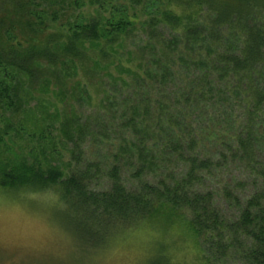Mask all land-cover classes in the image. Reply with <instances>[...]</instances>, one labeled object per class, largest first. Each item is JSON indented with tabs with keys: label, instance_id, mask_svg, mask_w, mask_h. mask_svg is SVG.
I'll return each mask as SVG.
<instances>
[{
	"label": "trees",
	"instance_id": "trees-1",
	"mask_svg": "<svg viewBox=\"0 0 264 264\" xmlns=\"http://www.w3.org/2000/svg\"><path fill=\"white\" fill-rule=\"evenodd\" d=\"M38 1L0 4L27 18L24 33L36 34L20 42L14 25L1 33L0 18V113L18 109L20 75L32 82L51 69L67 74L82 66L89 74L114 66L121 76L110 75L126 91L120 96L109 82L104 99L122 98L102 101L87 117L71 106L57 110L56 122L26 132L35 144L24 153L11 145L21 130L2 122L0 193L54 191L86 247L181 223L206 264H264V0H151L142 43L128 52L125 68L112 57L136 30L123 13L105 23L96 8L86 23L49 31ZM91 136L118 147L101 188L92 185L100 163L84 158ZM58 146L67 147L68 160ZM130 158L139 180L146 170L166 176L130 188L118 164ZM151 264L171 263L162 253Z\"/></svg>",
	"mask_w": 264,
	"mask_h": 264
},
{
	"label": "rangeland",
	"instance_id": "rangeland-1",
	"mask_svg": "<svg viewBox=\"0 0 264 264\" xmlns=\"http://www.w3.org/2000/svg\"><path fill=\"white\" fill-rule=\"evenodd\" d=\"M102 1L109 2V5L100 7L94 0H39L36 4H40L39 10L45 12L44 18L49 31H60L68 29L72 24L86 23L93 16L96 17V8H102L101 14L105 23L110 19H119L118 13H123L135 23L136 30L130 33L124 47L119 49V54L112 57L125 68L132 65L129 63L128 52L142 43L141 30L147 20L145 5L151 0H139L140 4L136 5L132 0ZM0 8V18L5 19L1 24V33L14 25L10 33L18 37L20 42L34 37V32L22 31L26 17L19 21L15 8L8 5ZM136 56L138 55L135 53L133 59ZM134 62L137 64L136 59ZM44 73L47 74L42 77L38 74L32 82L25 75H20L19 88L15 92L18 109L0 113V128H3L7 121H11L15 129L21 130L17 135L14 134L13 144L11 143L18 152H27L35 144L28 140L26 132L33 133L34 126L42 127L46 122L48 125L53 124L51 121L56 122L58 119L54 115L57 110L66 111L71 106L78 108L77 112L81 113L82 117H87L94 112L95 106L107 101L104 99L107 97L104 90L112 89L109 82L116 83L112 91L121 93L120 96L126 91L122 87L123 82L113 80L110 75L121 76V72H118L114 66L103 71L95 70L89 74L82 66L79 72L70 70L67 74L59 71L52 73L51 69ZM123 76L127 78L129 75ZM44 78H48L50 82L46 88H44ZM111 97L102 105L115 103L122 98L115 94ZM229 106L232 107V104L230 103ZM103 112H106L105 108ZM208 113L210 115V109ZM91 139L94 137L88 139L84 158L100 163V173L93 179L92 185L101 188L105 181L102 177L103 171L114 162L113 157L110 156L118 151V147ZM58 147L66 155L64 160H68L70 155L67 147ZM128 160H122L118 164L124 167L121 175L130 188L138 187L140 182L152 180L158 182L161 177L166 176L167 171L164 170L151 173L146 170L139 180L134 176L136 167L131 165L134 160L131 158ZM81 167L86 168V165ZM62 208L63 205L58 202L54 191L22 194L18 197L0 195V264H151L155 256L162 253L169 256L171 264H206L190 230L181 223L172 225L169 229L140 227L109 237L105 245L86 247L81 244L84 240L80 237L81 231L78 234L76 230L78 220L74 219L72 213L61 210ZM95 228L94 226L92 230L95 231ZM53 234L55 240L52 238Z\"/></svg>",
	"mask_w": 264,
	"mask_h": 264
},
{
	"label": "clouds",
	"instance_id": "clouds-1",
	"mask_svg": "<svg viewBox=\"0 0 264 264\" xmlns=\"http://www.w3.org/2000/svg\"><path fill=\"white\" fill-rule=\"evenodd\" d=\"M52 238H53V240H55V234H53V237Z\"/></svg>",
	"mask_w": 264,
	"mask_h": 264
},
{
	"label": "snow or ice",
	"instance_id": "snow-or-ice-1",
	"mask_svg": "<svg viewBox=\"0 0 264 264\" xmlns=\"http://www.w3.org/2000/svg\"><path fill=\"white\" fill-rule=\"evenodd\" d=\"M0 195H2V194H0Z\"/></svg>",
	"mask_w": 264,
	"mask_h": 264
}]
</instances>
